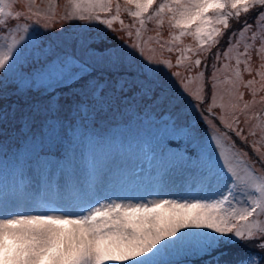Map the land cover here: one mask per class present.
<instances>
[{
	"label": "snow or ice",
	"instance_id": "6c2138e0",
	"mask_svg": "<svg viewBox=\"0 0 264 264\" xmlns=\"http://www.w3.org/2000/svg\"><path fill=\"white\" fill-rule=\"evenodd\" d=\"M58 9L0 0V264H264V0Z\"/></svg>",
	"mask_w": 264,
	"mask_h": 264
},
{
	"label": "rangeland",
	"instance_id": "374dc122",
	"mask_svg": "<svg viewBox=\"0 0 264 264\" xmlns=\"http://www.w3.org/2000/svg\"><path fill=\"white\" fill-rule=\"evenodd\" d=\"M39 4V0H38ZM64 4L65 0H58V5H59V12L60 15L64 14ZM43 7L46 9L47 5L44 4ZM123 19L125 20L126 24L132 23L130 18L127 16H124ZM73 24H83V22L80 21H66L63 23V28L69 29L72 27ZM60 24L56 25V30L60 29ZM117 29H119V25H114ZM74 30V29H73ZM163 31V37L167 39L168 37V28L167 25H165V28L162 30ZM155 31H154V25L150 24L148 25V31H146L143 36H142V42L145 48L144 55L145 56H155L157 59L163 57H169V53L161 52L160 46L153 40L149 41L148 37L149 36H155ZM110 36L113 37L112 43L113 44H120V43H132L135 40V37L133 36L131 39H129L125 33L117 31L115 34L109 33ZM116 36H119L120 39L117 40L115 39ZM185 43H192V41L189 38L185 39ZM173 61L175 60V56L173 55L171 57ZM194 87V85H193ZM247 99V97H245ZM15 97H10L9 102L14 100ZM7 107V105H5ZM3 135H0V140H3L4 144H14V140L12 137L15 136V132L13 131L14 125H5ZM105 129L107 130V134L113 135L115 141L117 142H123L125 145L127 143H133L138 141L142 136L146 135V130L142 129L140 127L138 118L133 115H125L123 117L117 115L115 119H109V121L105 122L103 125ZM203 127V125H202ZM239 143V142H238ZM12 151H15V148L13 147ZM144 166V162L142 161V158L140 157H133L132 161V167L135 166Z\"/></svg>",
	"mask_w": 264,
	"mask_h": 264
},
{
	"label": "trees",
	"instance_id": "16d2710c",
	"mask_svg": "<svg viewBox=\"0 0 264 264\" xmlns=\"http://www.w3.org/2000/svg\"><path fill=\"white\" fill-rule=\"evenodd\" d=\"M111 136H113V135H111ZM121 143V142H120ZM11 154L9 153V156H10Z\"/></svg>",
	"mask_w": 264,
	"mask_h": 264
}]
</instances>
